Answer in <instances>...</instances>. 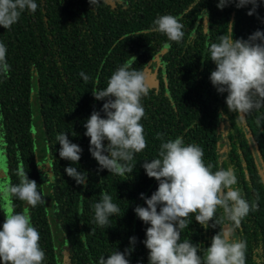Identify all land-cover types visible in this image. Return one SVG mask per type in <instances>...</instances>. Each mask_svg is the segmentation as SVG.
Listing matches in <instances>:
<instances>
[{
    "label": "trees",
    "instance_id": "1",
    "mask_svg": "<svg viewBox=\"0 0 264 264\" xmlns=\"http://www.w3.org/2000/svg\"><path fill=\"white\" fill-rule=\"evenodd\" d=\"M35 2V13H23L10 30L0 27V43L7 48L10 65L7 75L0 74V151L4 185L19 184L17 172L23 167L29 180L36 181L42 200L31 207L0 192V230L5 214L27 211L40 234L43 264H99L101 257L127 249H132L126 256L129 264H149L144 241L150 225L138 218L135 208L147 207L141 194L151 198L159 182L147 176L143 165L159 158L163 142L182 137L185 145L202 148L204 163L213 173L234 170V187L257 207L239 227L233 226L238 240L246 242V264H264V106L242 121L229 112L227 93H218L211 83L216 65L208 50L227 34L229 24L234 39L248 40L255 32H264V0H258L251 16L253 5L238 8L230 3L220 9L219 0ZM163 15H172L183 25L180 43L155 31L146 33ZM128 62L130 70L145 73L149 89L141 99L145 115L140 122L147 146L130 162L133 172L121 177L100 169L90 153L85 124L94 111L106 118L102 111L106 100H96L92 90L106 88L111 75ZM81 72L89 77L87 82ZM36 114L49 162L48 183L36 149ZM61 133L82 149L78 164L61 159L56 140ZM104 143L107 147L109 142ZM221 144L226 145L224 153ZM67 167L86 173V186L77 185L65 172ZM102 192L120 209L104 227L95 223L93 207ZM188 219L181 242L188 239L199 249L210 247L219 227H211L215 222L210 221L205 229L194 215ZM55 228L67 246L63 262ZM198 254L203 256L202 251Z\"/></svg>",
    "mask_w": 264,
    "mask_h": 264
},
{
    "label": "clouds",
    "instance_id": "2",
    "mask_svg": "<svg viewBox=\"0 0 264 264\" xmlns=\"http://www.w3.org/2000/svg\"><path fill=\"white\" fill-rule=\"evenodd\" d=\"M89 2L93 4V0ZM230 3L238 8L253 5L250 16L258 7V0H219L218 7L223 9ZM37 7L35 0H0V27L10 30L23 13H35ZM228 26L227 34L208 46L210 60L216 65L210 80L218 93H227L229 112L237 113V119L242 121L254 109L264 106V32L257 31L248 40L234 39L233 25ZM182 29L176 17L163 15L146 33L155 31L169 41L180 43L185 35ZM6 57L7 48L0 43V74L4 75L10 71ZM80 76L85 82L89 80L83 72ZM148 91L145 73L130 70V62L111 75L106 88L92 90L96 100H106L102 108L106 118L94 111L85 124L90 153L101 170L107 169L121 177L133 172L130 162L147 146L140 122L145 115L141 99ZM157 139H162V135L157 134ZM56 140L61 146V159L78 164L82 149L70 142L67 133L58 134ZM105 141L109 142L107 147ZM203 156L200 146L185 145L183 138L177 137L160 145L159 158L145 161L147 176L159 182L151 198L141 194L147 207L135 208L138 218L150 225L144 241L149 250V264H246L247 245L245 241L233 239V225L239 227L242 219L257 206L250 205L234 187L237 177L232 168H220L213 173L211 166L205 165ZM65 172L77 185L86 186V173L76 167H67ZM17 175L20 183L0 185V192L35 207L42 200L36 181L29 180L23 167ZM93 207L95 223L100 227L107 226L109 218L120 212L106 192L101 193L100 202ZM218 210H222L219 216ZM192 215L203 228L208 229L209 222L214 221L211 227L220 229L206 249H199L188 239L181 242V232L189 226L188 218ZM5 216L0 230L2 264H43L45 253L40 248V234L31 224L27 211ZM130 243L134 246L136 238H131ZM131 251H115L107 258L101 257L99 264H129L126 256ZM201 251L203 256L198 254Z\"/></svg>",
    "mask_w": 264,
    "mask_h": 264
},
{
    "label": "rangeland",
    "instance_id": "3",
    "mask_svg": "<svg viewBox=\"0 0 264 264\" xmlns=\"http://www.w3.org/2000/svg\"><path fill=\"white\" fill-rule=\"evenodd\" d=\"M150 76H153L152 71H150ZM34 109V107H33ZM35 119V123H34V132H35V139H36V149H37V154L39 156V160L41 162V166H42V170H43V174H44V180L46 181V183H48V180L50 178V173L48 172L49 170V162L47 159V155L45 152V143L43 141V136H42V128H41V123L40 120L37 117V114L34 117ZM221 152L224 153L226 150V145L225 144H221ZM2 164H3V159H2V154L0 151V185H4V181H3V170H2ZM234 227V226H233ZM55 234H56V238H57V245H58V250H59V254L61 257L62 262L65 260V256L67 253V246L64 242V238L62 233L55 228ZM233 239L238 240V236L236 233V230L234 228V235H233ZM64 264V262H63Z\"/></svg>",
    "mask_w": 264,
    "mask_h": 264
}]
</instances>
